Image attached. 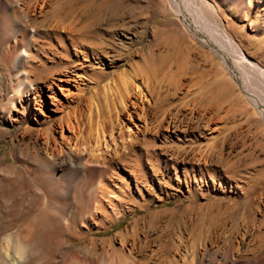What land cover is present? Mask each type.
<instances>
[{
  "label": "rangeland",
  "instance_id": "rangeland-1",
  "mask_svg": "<svg viewBox=\"0 0 264 264\" xmlns=\"http://www.w3.org/2000/svg\"><path fill=\"white\" fill-rule=\"evenodd\" d=\"M16 1L0 0V231L7 220L26 222L45 243L71 215L82 238L56 249L59 262L93 241L118 248L138 234L151 238L139 258L171 264L181 228L188 261L197 247L207 264L225 251L228 264H264V122L170 0ZM203 1L216 13L205 15L264 68V0ZM24 7L38 17H19L28 37L17 42L11 19ZM77 109L83 122L71 130ZM87 123L99 134L88 146L109 171L58 167L47 150L84 149ZM102 178L117 191L103 200L109 216L82 225ZM164 212L157 228L169 237L152 240L155 229L143 237ZM106 252L87 255L106 261Z\"/></svg>",
  "mask_w": 264,
  "mask_h": 264
},
{
  "label": "bare ground",
  "instance_id": "bare-ground-1",
  "mask_svg": "<svg viewBox=\"0 0 264 264\" xmlns=\"http://www.w3.org/2000/svg\"><path fill=\"white\" fill-rule=\"evenodd\" d=\"M20 1L21 0H17L15 2L17 7L21 5ZM170 2L173 5L176 13L178 14L179 19L184 23L185 25L184 27H186V30H188L189 33H191V35L194 37V39L197 42H200L202 45L210 48V50L214 53V56L216 55L221 60L230 78L244 92V95L248 100L250 106L252 107L254 113L257 116H259L264 122V68L259 66L257 63L251 61L246 56H244L238 45L232 39L227 37L226 32L222 31L216 23L210 20L209 16L208 17L206 16L208 15L207 13L211 14L212 16L216 14L213 8H211L213 6L211 7L208 6V3H206V1L170 0ZM19 9L21 10V8H18L15 11L16 16H18L16 17L18 18V21L11 19V22L16 28V32L18 34L16 37L17 42L19 40L26 41L28 37L26 33V27L28 23L25 22V20H21V19L23 18L28 19V22L33 21L35 18H33L31 13H34L36 11L34 15L37 16L36 13L38 11L36 10V8L35 9L32 8L28 10L26 8V10L22 9V12L20 13ZM41 11L43 10L39 8L40 14ZM21 16L24 17L21 18L19 21V17ZM193 17L196 18L201 25H199V23H197L193 19ZM33 36L34 35H31V39L33 38ZM25 65L23 62H21L19 65L20 71L25 75V79L22 81V83H25V80L27 82L30 81L28 78L30 76L29 71L27 70L26 67H24ZM59 86L62 85L59 84ZM81 110L77 109V112L74 111V113L77 114L76 117L74 118H72L71 115H68L66 120V125L71 130L73 129L76 130L78 127L81 129V125L83 122L82 119H80V116L82 115ZM88 125H89V129H87L86 127L87 131L81 144L83 145L84 149H81L80 148L81 146H79L78 153L74 154L68 150L66 151L62 150L58 152V154H55L54 153L55 146L54 147L48 146L47 150L49 151L53 160L57 162L58 167L66 166L75 169L85 168L86 170L87 169L91 170L92 168L93 169L102 168L108 171L110 170L111 162L109 163L108 161H106L104 159L105 157L100 158L95 154H93L92 152L95 148L88 146L89 142L90 141L92 142V140L95 142L94 144H97L96 142H98V135H99V134L97 135L96 130L94 131L95 133H93L92 123ZM104 130L103 132H105ZM111 130L113 129L110 128V131ZM76 133L79 134V132ZM99 139L101 140L100 137ZM194 160L199 161V159L196 157ZM202 161L203 163H206L207 156H203ZM105 182L106 180L102 178L91 189L90 194L92 198V203H91L92 209L89 213V216L87 218H84V220H82L80 224L86 225L87 223H89V220L94 221L95 223L100 225L103 224L102 221H98L96 218L97 215H99L100 212H103L104 209L106 208L105 204L103 203V200L104 198L110 195L111 196L116 195L117 192V191L115 192L112 188L108 187ZM116 204L117 201L115 199H112V197H110V202H109L110 207L114 208ZM103 213L106 217L109 216L107 211ZM166 213L167 212L155 215V217H153L150 220L149 224L146 222L148 224L145 225L147 227V231L145 232V234L143 233L144 234L143 237L147 238L150 232L153 231V229H155V231L152 232V234H154V238L152 240L154 241L158 240L159 242L161 241L163 242L165 237H169L172 231L171 230L166 231L167 228L166 230L164 229L165 225L164 222L162 221L163 215ZM13 216H16V214H14ZM161 221L163 222L164 226L160 230L157 227H158V222ZM25 223L26 222L12 224L9 220H7V222H4V225H2V230L0 231L1 232L0 233V264H148L149 263L147 262L148 260L146 261L147 258H139L137 254L141 255L143 251L142 244H146V242H148V240L151 238H148V240L144 243L140 238H138L139 237L138 234L136 236H133V238L131 239L129 237H125L124 239H122V245L118 248H115L112 241L108 240L101 243L102 247H99L100 245L97 244L96 241H93L89 246L83 247L82 250H77L65 255H64L65 252L62 251L63 253L62 255H64L65 258L61 260V262H59L57 261L58 257L57 258L55 257L57 253V252L55 253L56 249H61V250L70 249L73 246V243H75V241H78L82 238V235L78 230H75V232H71V229L76 228L75 225L76 222H74L73 216L70 215L67 218L66 217L63 218L62 225L59 231V236L57 235L58 236L57 237L56 235H51L49 239L45 241V243L44 241H42L41 238L40 239L37 238L35 236V233L33 234L34 227H31L30 225ZM174 232L176 233V236H178L180 243L175 245L176 253L173 254V257L171 259V264H207L205 260L199 256L197 247L193 249V252L190 254L193 257L190 261H188V259H186L187 253L184 249V246H182L183 230L181 228H177V229L175 228ZM135 233H137L136 230ZM232 243L233 241L232 239H230L228 241L229 247L233 245ZM167 247H163L166 249L164 255L169 256L171 251L168 250ZM98 249H101V251H104L105 249V253H108L106 252V250L109 251V256L107 259H105L106 261H104L102 258L93 260L91 257H88L87 254L89 253L97 254ZM117 252L119 253V255H117ZM229 261H230L229 251H225L224 255L220 259H214L213 257V260L212 259L209 260L208 263L228 264Z\"/></svg>",
  "mask_w": 264,
  "mask_h": 264
}]
</instances>
